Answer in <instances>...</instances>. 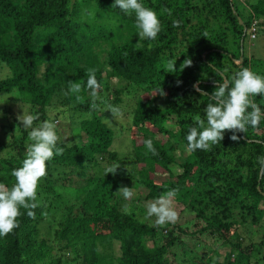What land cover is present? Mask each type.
Segmentation results:
<instances>
[{
    "label": "trees",
    "instance_id": "1",
    "mask_svg": "<svg viewBox=\"0 0 264 264\" xmlns=\"http://www.w3.org/2000/svg\"><path fill=\"white\" fill-rule=\"evenodd\" d=\"M140 2L161 21L155 40L139 42L135 14L112 7L114 0H0V67L10 73L0 81V93L18 98L25 112L39 113L34 126L44 120L75 123L78 132L73 136L69 129V141L58 145L63 153L46 162L35 217L21 208L19 227L0 236V264H264L263 241L242 247L240 233L264 220V168L257 159L264 156V119L237 133L239 142L226 131L210 151L188 152L182 161L171 142L186 150L193 117L199 114L207 123L205 109L214 101L195 91L197 82L210 96L242 68L264 77L243 52L244 40H255L264 28V0ZM186 58L192 65L181 72ZM169 60H176L177 72L167 71ZM89 69H96L102 86L96 109L86 87ZM112 77L117 84L109 85ZM68 81L81 83L82 91L66 94ZM131 99L128 108L124 100ZM252 99L264 112V95ZM109 105L119 106L128 119L127 169L112 148L115 129L105 122L122 117L100 110ZM29 131L12 111L0 122V182L9 188L32 143ZM147 139L158 155L147 150ZM113 164L121 167L105 175ZM134 184L144 189L145 202L177 189L175 208L192 220L157 226L154 216L145 219L139 201L116 193ZM128 201L130 215L122 211ZM43 223L49 238L40 236ZM207 240L213 247L204 251Z\"/></svg>",
    "mask_w": 264,
    "mask_h": 264
},
{
    "label": "clouds",
    "instance_id": "2",
    "mask_svg": "<svg viewBox=\"0 0 264 264\" xmlns=\"http://www.w3.org/2000/svg\"><path fill=\"white\" fill-rule=\"evenodd\" d=\"M112 7H118L128 15L135 14V27L138 30L139 42L155 40L162 30L157 13L149 7H145L140 0H114ZM172 23L173 27H180L181 21L173 20ZM175 64L176 60L168 61L167 71L169 73L177 72ZM191 65L192 60L186 58L180 65L179 71L182 72ZM87 75L86 87L90 90L91 107L96 109L98 107L96 101L100 98L99 91L102 86L96 79V69H89ZM180 83L182 82L177 81L178 85ZM198 83L193 86L195 91L200 96H208L214 102L209 103L205 109L206 124L205 119H202L199 114L193 117L196 126L191 127L186 135L187 152L210 151L213 145L221 143L226 131L233 133L230 136L232 141L239 142L241 137L237 133H245L249 126L258 127L261 120L264 119V112L252 99L258 95H264V77L249 68H242L232 81L225 79L223 83H218L210 96L198 87ZM81 91V83L68 81L66 94H78ZM163 95H165L164 92ZM77 99L80 97L77 96ZM249 108L251 111H248ZM108 112L114 119L123 116L119 106L109 105ZM39 119V113L32 114L23 111L22 115L17 116V121L23 128L30 129L28 139L32 143L27 146L26 158L23 160L22 166L13 169L11 173L15 177V184L9 188L0 182V236H6L19 227L17 218L22 214L21 208L28 210L27 214L30 218L35 217L34 209L39 206L37 189L40 180L47 175L46 162L55 155H61L64 151L63 147L58 146L64 142L58 134V123L44 120L34 126V122ZM105 122L111 123L112 121L105 118ZM144 144L152 155H158L151 139L145 140ZM69 146H71L70 143ZM257 159L261 167L264 168V156ZM120 167L119 164L107 167L105 175L109 173L115 175ZM177 192V189H170L154 201L149 202L145 219L154 216L157 226L175 224L179 219V213L174 204ZM116 193L125 200H130L134 196L133 187H119ZM122 211L124 214L130 215L132 213L131 206L124 204Z\"/></svg>",
    "mask_w": 264,
    "mask_h": 264
},
{
    "label": "rangeland",
    "instance_id": "3",
    "mask_svg": "<svg viewBox=\"0 0 264 264\" xmlns=\"http://www.w3.org/2000/svg\"><path fill=\"white\" fill-rule=\"evenodd\" d=\"M244 3L247 1L248 3L255 2V0H242ZM243 8V7H241ZM240 10V9H239ZM92 15L93 12L90 11L89 15ZM244 15V12H242V16ZM244 17V16H243ZM243 52L246 57L250 58L252 60L251 62L254 64L256 69L259 73H264V28L261 29L258 34L257 38L251 42L248 41V39H245L243 42ZM10 77L9 71L5 68V66L0 67V81L4 80L6 78ZM109 85H115L118 82L117 78H109ZM134 99L131 100H124L126 107H132ZM159 104L164 103L159 102ZM162 105V106H163ZM100 110H103L105 113L108 111V106H103ZM7 111H12L16 116L23 114V109H20L18 104V98L13 96H7L5 94L0 93V122H3V116L6 115ZM25 112V111H24ZM111 123L109 124L113 129H115L116 136L114 140L113 149L118 151L119 157L124 162V167L127 169L130 166V151H131V144H130V137L127 133L125 127L126 123L128 122V119L125 118H119L116 120H111ZM76 124H66L63 126H58V132L59 135L62 137L64 141H69V129L73 132V136H78V132L75 129ZM2 134L0 132V141H4V139L1 137ZM175 150L173 151L174 155L176 156L178 161H182L183 158H189V153L180 145L176 139L171 140ZM157 181L165 182V178H157ZM134 190V196L131 198L133 201H139L143 208H144V214L147 213V204L149 202H145L143 199L145 197V191L142 187L138 186L137 184H134L133 186ZM129 205L131 203L127 202ZM178 211V210H177ZM179 213V212H178ZM239 215H236L235 219L238 220ZM192 215H185V214H179L178 223L180 225L184 224L185 222H188L189 220H192ZM148 219V218H147ZM239 221V220H238ZM55 229L56 227L53 226ZM39 232L40 236L43 238H49L51 237V230L48 225V223H43L39 226ZM241 237L243 240L242 247L249 246L250 244H259L263 241V248L260 250V256L264 257V239H262L263 233H264V220L261 221L258 225L252 226V227H246L244 230L240 231ZM203 245H206L204 248V251H208L209 248H212L213 243L210 240L204 241ZM119 247V246H118ZM103 251L105 253H111V250L108 248V246H105ZM112 255H114L116 258L118 257V254L113 251L112 249ZM213 260L215 257H212ZM212 260V261H213Z\"/></svg>",
    "mask_w": 264,
    "mask_h": 264
},
{
    "label": "built area",
    "instance_id": "4",
    "mask_svg": "<svg viewBox=\"0 0 264 264\" xmlns=\"http://www.w3.org/2000/svg\"><path fill=\"white\" fill-rule=\"evenodd\" d=\"M254 30H255L254 28L251 29L252 34L250 35V39H254L255 38V34H253L254 33Z\"/></svg>",
    "mask_w": 264,
    "mask_h": 264
}]
</instances>
